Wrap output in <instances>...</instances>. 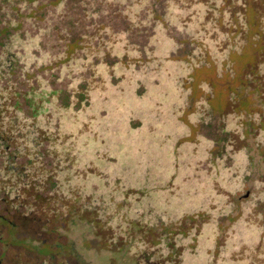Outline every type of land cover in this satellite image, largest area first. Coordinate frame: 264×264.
Masks as SVG:
<instances>
[{
    "label": "rangeland",
    "instance_id": "374dc122",
    "mask_svg": "<svg viewBox=\"0 0 264 264\" xmlns=\"http://www.w3.org/2000/svg\"><path fill=\"white\" fill-rule=\"evenodd\" d=\"M10 1L82 259L264 264V0Z\"/></svg>",
    "mask_w": 264,
    "mask_h": 264
},
{
    "label": "flooded vegetation",
    "instance_id": "af4514ba",
    "mask_svg": "<svg viewBox=\"0 0 264 264\" xmlns=\"http://www.w3.org/2000/svg\"><path fill=\"white\" fill-rule=\"evenodd\" d=\"M12 5L0 0V21H12ZM64 11L43 10L44 19L33 16L30 21L54 36L78 37L69 33L73 27L62 19ZM12 46L8 36L0 37V264H91L82 259L75 239L65 230L70 209L65 211L61 179L58 170L53 172L59 169L58 158L46 142L32 137L39 115L31 110L27 96V57L24 52L14 54ZM76 90L80 94L86 87L78 84ZM70 213L76 223L73 216L79 213Z\"/></svg>",
    "mask_w": 264,
    "mask_h": 264
}]
</instances>
